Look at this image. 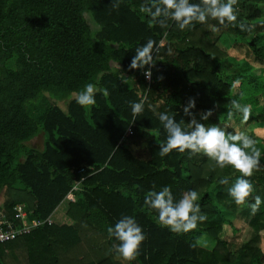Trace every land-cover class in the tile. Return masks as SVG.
Listing matches in <instances>:
<instances>
[{
	"label": "trees",
	"instance_id": "1",
	"mask_svg": "<svg viewBox=\"0 0 264 264\" xmlns=\"http://www.w3.org/2000/svg\"><path fill=\"white\" fill-rule=\"evenodd\" d=\"M143 3L122 0L115 9L112 0H0V209L14 218L15 207L24 204L30 222L43 221L29 234L54 240L44 242L43 250L55 254L47 264H61L57 249L76 247L79 242L61 241L80 236L81 223L83 243L92 238L88 249L95 253L82 264H129L112 251L118 241L107 232L125 215L133 216L146 236L131 264H264L260 233L236 246L223 235L231 213L264 228V170L250 178L253 197L262 200L253 215L248 206L253 198L237 205L228 194L239 175L230 166L221 169L202 154L160 155L166 132L158 118L166 112L186 127L192 117L183 109L195 98L196 118L219 126L230 119L235 99L251 107L245 126L264 125V67L226 54L211 30L232 33L235 45L264 62V0H239L238 20L247 30L214 20L185 30L174 21L166 28L149 27L150 17L139 11ZM149 39L163 45L151 80L128 67L135 49ZM88 83L97 89L96 103L82 107L76 96ZM141 100L144 110L133 117L131 103ZM209 109L213 115L200 119ZM232 118L242 120L239 113ZM41 133L43 149L26 144ZM256 147L264 158V141ZM225 177L228 185L220 183ZM164 186L176 200L195 190L207 220L183 234L160 226L144 201L149 191ZM64 202L75 223L50 222ZM204 236L214 240L210 248L191 246Z\"/></svg>",
	"mask_w": 264,
	"mask_h": 264
},
{
	"label": "clouds",
	"instance_id": "2",
	"mask_svg": "<svg viewBox=\"0 0 264 264\" xmlns=\"http://www.w3.org/2000/svg\"><path fill=\"white\" fill-rule=\"evenodd\" d=\"M122 0H112V7L119 9ZM239 0H200L193 3L191 0H145L140 5L139 11L147 14L150 19L149 27L159 25L166 28L169 21H174L180 30L188 29L196 23L208 24L209 20L218 21L219 25L228 27H239L247 30L248 25L238 20ZM213 30H215L213 26ZM161 47L155 41L149 39L145 44L135 49L129 70H141L146 79L151 80L152 69L155 68L157 60L160 59ZM172 55V49L167 51ZM163 79V76L158 77ZM127 83V80H124ZM97 89L92 83L84 86L76 96V102L82 107L95 105V94ZM107 95V91L104 92ZM144 100L131 103L133 117L141 114L144 110ZM232 107L228 110L231 119L235 113H239L243 122H247L251 116V107L242 105L233 99ZM196 107L195 98H189L188 104L184 107V113L191 116L186 127H182L181 122H177L174 116H169L166 112L158 113V118L163 124L166 132V142L160 143V155L167 156L173 150L181 153L189 152L192 155L202 154L212 160L221 169L230 166L237 173L235 182L228 187V194L237 205H245L250 198L254 202L248 203L251 214L259 210L262 200L259 195L253 197L254 187L251 177L254 173L264 170L261 164V151L256 147V142L243 132H227L223 128L215 125H205L196 118L191 110ZM149 108L155 111L152 105ZM213 115V110L202 112L200 119L208 120ZM221 184L228 185L227 177L220 180ZM155 189V186H154ZM199 195L195 190L184 192L179 200L174 198L169 186H164L161 190H151L145 196V205L148 209L155 210L157 223L162 227L169 228L177 234L188 233L196 230L198 223L205 222L207 216L202 214L199 204ZM109 237H115L117 244L112 246V251L117 258L129 262L135 261L140 254V248L146 236L133 216L125 215L119 219L114 227H108ZM197 239L191 246L193 248L201 245Z\"/></svg>",
	"mask_w": 264,
	"mask_h": 264
},
{
	"label": "rangeland",
	"instance_id": "3",
	"mask_svg": "<svg viewBox=\"0 0 264 264\" xmlns=\"http://www.w3.org/2000/svg\"><path fill=\"white\" fill-rule=\"evenodd\" d=\"M87 18L90 20L89 15L87 14ZM213 30V27L211 28ZM215 35L218 34L219 40L216 41V46L222 49L226 54L237 56L239 58H248L250 62L253 63L255 66L264 67V62H256L254 57L250 54L248 49L243 46H238L234 44L233 41V34L229 32H222L216 29L213 30ZM198 36H203L201 33L197 34ZM114 67L117 66L116 63H112ZM76 94L71 95L72 97ZM66 100L59 102L62 107L66 106ZM219 126L224 130L229 132H236L240 131L248 135L251 139L255 142H263L264 141V125H254V126H245L242 120L237 119H228L225 123H219ZM26 144L32 148L43 149L44 147V138L43 134H38L33 137L31 140L27 141ZM140 155L141 152L136 150ZM261 164H264V158L261 159ZM1 199V198H0ZM66 207V202L62 203L58 208L64 210ZM67 216V215H66ZM227 218L232 222V224H226L223 235L227 238H230L232 241L233 246L241 244L244 240H246L249 236L260 233L261 234V242L260 247L264 250V228L261 224L253 223L247 219L241 217L238 213H231L227 216ZM232 225V226H231ZM236 229V230H235ZM206 240L201 239L202 245L205 247L210 248L215 242L214 240L210 241L207 237L204 236Z\"/></svg>",
	"mask_w": 264,
	"mask_h": 264
},
{
	"label": "crops",
	"instance_id": "4",
	"mask_svg": "<svg viewBox=\"0 0 264 264\" xmlns=\"http://www.w3.org/2000/svg\"><path fill=\"white\" fill-rule=\"evenodd\" d=\"M66 210L67 202L64 210H61L60 208L56 209L53 215L49 218L50 222L54 221L55 224H74L75 220L68 217ZM79 227L80 236L77 237L72 234L69 238L61 241L70 242V240H74V242H79L76 244V247L71 248L70 245H68V248L57 249L61 264H82L83 260H91L95 254L93 249H88V243L93 242L92 238H89L90 241L84 239L83 243V223H81ZM28 234H25L16 240L6 241V243L3 242L4 244L0 245V255L4 264H47L49 261H54L53 257L55 254L43 250L45 249L43 246H47L44 242H54V240L41 235V233L34 234V236ZM30 242L34 243L30 244ZM40 252L42 255L39 254Z\"/></svg>",
	"mask_w": 264,
	"mask_h": 264
},
{
	"label": "built area",
	"instance_id": "5",
	"mask_svg": "<svg viewBox=\"0 0 264 264\" xmlns=\"http://www.w3.org/2000/svg\"><path fill=\"white\" fill-rule=\"evenodd\" d=\"M69 197L73 199V194H70ZM14 210L16 211L15 217L10 218L4 210L0 209V243L28 234L43 223V221L30 222L23 204L17 205ZM17 221L20 222L17 223Z\"/></svg>",
	"mask_w": 264,
	"mask_h": 264
}]
</instances>
